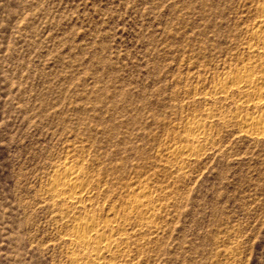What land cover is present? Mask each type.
Returning a JSON list of instances; mask_svg holds the SVG:
<instances>
[{
  "label": "rangeland",
  "instance_id": "rangeland-1",
  "mask_svg": "<svg viewBox=\"0 0 264 264\" xmlns=\"http://www.w3.org/2000/svg\"><path fill=\"white\" fill-rule=\"evenodd\" d=\"M263 15L264 0H0V264H74V218L142 188L157 208L131 219L119 264H264V137L242 123L264 105L221 92L263 74ZM66 161L93 185L81 209L50 195Z\"/></svg>",
  "mask_w": 264,
  "mask_h": 264
},
{
  "label": "bare ground",
  "instance_id": "bare-ground-1",
  "mask_svg": "<svg viewBox=\"0 0 264 264\" xmlns=\"http://www.w3.org/2000/svg\"><path fill=\"white\" fill-rule=\"evenodd\" d=\"M255 33L259 38V44H262V55H264V15ZM253 47V45H250L249 48L251 49ZM253 68L254 66H245L239 69L234 76L227 77L222 84L221 92H228L227 89L232 85L243 92L246 91V94L244 92L246 96L251 91L254 101L264 105V63H262L259 71L263 74H257L258 71L256 73ZM233 87L231 88L234 89ZM198 123L196 126L190 127L191 132L188 135L194 136L195 138L206 135L204 125H198ZM242 123L245 128L252 129L253 134L257 135L258 138L264 137V114L254 117H251V115L250 117H244V119L242 118ZM191 151L192 149L190 147L184 146L175 149L173 154L182 159V156L185 157ZM82 173L83 170L80 166L66 161L64 169L56 175L54 174L55 177L52 178V192H50V195L52 193L55 199L64 200L69 209L80 208L87 201H92L94 197L93 185L91 181L82 179ZM54 197L52 198L54 199ZM146 197L147 189L142 188L140 196L130 198L122 210L118 211L113 209L109 212L108 219H102L88 214L75 217L70 232L67 234L72 244L70 251L71 262L74 264H119L116 261L118 257H122V259L129 257V244L127 239L129 235L128 226L132 223L131 219L138 217L134 225L139 228H145L146 225L149 226V222H152L151 215L157 208V205L147 200ZM108 257L109 259H107Z\"/></svg>",
  "mask_w": 264,
  "mask_h": 264
}]
</instances>
